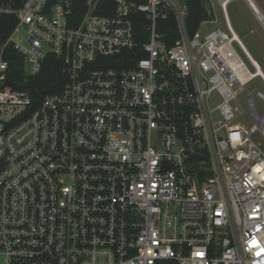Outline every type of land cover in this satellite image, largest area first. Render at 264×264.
Returning a JSON list of instances; mask_svg holds the SVG:
<instances>
[{
  "label": "built area",
  "instance_id": "2783aa9c",
  "mask_svg": "<svg viewBox=\"0 0 264 264\" xmlns=\"http://www.w3.org/2000/svg\"><path fill=\"white\" fill-rule=\"evenodd\" d=\"M209 2L192 34L184 0H0V264H264V93L237 123L257 68Z\"/></svg>",
  "mask_w": 264,
  "mask_h": 264
},
{
  "label": "rangeland",
  "instance_id": "374dc122",
  "mask_svg": "<svg viewBox=\"0 0 264 264\" xmlns=\"http://www.w3.org/2000/svg\"><path fill=\"white\" fill-rule=\"evenodd\" d=\"M216 4L215 11L217 17L219 19V24L216 27H220L225 29L224 18L222 14V10L218 5V0H210ZM257 4L258 8L264 14V0H254ZM244 0H234L230 3L227 8L228 16L231 20L232 26L241 39L242 43L244 44L245 48L251 54V56L258 62L260 67L264 72V26L258 21L255 16V13L247 6ZM210 6V2L207 4V7ZM235 48L248 66L251 73H254L255 70L250 65V61L247 60L244 53L241 49L235 45ZM257 92L264 93V83L261 78L257 77L253 81L249 83L247 86V91L239 97L240 102L235 103V107L238 108L237 112V123L245 125L248 129H251L255 126V122L251 116L250 106L248 104V99ZM217 96L212 98V107L215 108L218 104ZM254 104L257 109V113L260 118L264 117V101L261 100L259 97L254 96ZM252 140L259 144L261 149L264 151V136L260 131H256L253 136Z\"/></svg>",
  "mask_w": 264,
  "mask_h": 264
},
{
  "label": "trees",
  "instance_id": "16d2710c",
  "mask_svg": "<svg viewBox=\"0 0 264 264\" xmlns=\"http://www.w3.org/2000/svg\"><path fill=\"white\" fill-rule=\"evenodd\" d=\"M189 9V16L187 19V27L190 33H195L201 23L209 19L207 4L209 0H184ZM16 25L15 17H0V38L2 42H5L8 37L11 35L13 27ZM170 25V30L175 32V19L171 17L170 21L167 24L162 22L160 24V32H163L162 28ZM137 29L140 31L145 30V25L137 26ZM175 37V36H174ZM11 50V48L9 49ZM13 52V49H12ZM6 60L11 62V68L15 69L14 76L19 77L20 81H23L20 77L19 68H21V58L17 53L12 56L5 57ZM55 60H50L49 64L44 68L43 72L37 77H29L28 81L24 86L19 87L21 90L30 91L33 97L35 104L47 94L51 92V87H54L59 83V66L54 64Z\"/></svg>",
  "mask_w": 264,
  "mask_h": 264
},
{
  "label": "bare ground",
  "instance_id": "6f19581e",
  "mask_svg": "<svg viewBox=\"0 0 264 264\" xmlns=\"http://www.w3.org/2000/svg\"><path fill=\"white\" fill-rule=\"evenodd\" d=\"M227 5L232 1V0H223ZM247 3H249L251 9L255 12L256 14V18L258 19V21L264 26V14L262 13V11L258 8L257 4H255L254 0H245ZM236 38L241 41V39L239 38V36L236 33ZM245 47V46H244ZM246 49V48H245ZM247 51V55L253 59V63L256 66V71H255V77H260L262 79H264V72L262 70V68L260 67V65L257 63V61L251 56V54ZM257 64V65H256Z\"/></svg>",
  "mask_w": 264,
  "mask_h": 264
},
{
  "label": "crops",
  "instance_id": "0c3cea01",
  "mask_svg": "<svg viewBox=\"0 0 264 264\" xmlns=\"http://www.w3.org/2000/svg\"><path fill=\"white\" fill-rule=\"evenodd\" d=\"M232 1H234V0H232ZM232 1H231V2H232ZM244 1H245V0H244ZM231 2H230V3H231ZM245 2H246V1H245ZM230 3L228 4V6L230 5ZM246 4H248L247 6H249V8L251 9L249 3L246 2ZM255 4H256V3H255ZM251 10H252V9H251ZM215 12H216V11H215ZM252 12L255 13L253 10H252ZM255 16H256V14H255ZM230 21H231V20H230Z\"/></svg>",
  "mask_w": 264,
  "mask_h": 264
}]
</instances>
